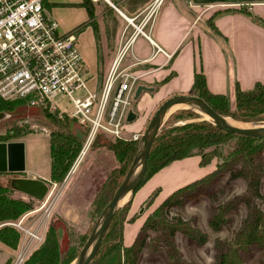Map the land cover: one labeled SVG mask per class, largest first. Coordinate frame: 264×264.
<instances>
[{"label": "trees", "instance_id": "1", "mask_svg": "<svg viewBox=\"0 0 264 264\" xmlns=\"http://www.w3.org/2000/svg\"><path fill=\"white\" fill-rule=\"evenodd\" d=\"M89 12L90 20L74 29L81 32L95 18V8L90 0H83ZM108 5V4H107ZM111 12L115 10L108 5ZM73 31V30H72ZM170 76L164 79L168 81ZM191 92L201 96L215 111L223 116L244 121L264 122V82H257L251 89L244 90L236 86L235 102L233 106L224 94L212 93L206 84L205 75L196 72ZM25 104L22 99H3L0 97V113L14 111ZM188 117L196 114L185 112ZM49 114V113H48ZM50 115V114H49ZM179 116H171L170 120L161 128L156 137L149 155V167L139 188L155 173L170 163L187 157L198 155L200 164L207 166L217 159L216 166L203 177L196 179L172 192L162 203L149 213L145 222L130 245L124 244V221L131 208V202L126 203L115 212L113 220L105 234L103 243L92 260L91 264H139L142 253L149 242L153 252H158L162 246L169 248L174 259L180 258L181 252L177 246L176 234L181 233L198 245H205L208 235L196 227L191 220L176 217L171 219L169 211L173 207H182L189 201L202 197L215 199L216 186L226 174L230 179L242 178L246 182L245 190L236 194L217 207L209 225L218 232L231 222L230 215L238 210L242 204L246 207V214L231 240H218V247H225L226 251L218 256V264H246L243 253L250 252L253 247L264 250V138L229 133L219 128L214 122H186L176 124ZM188 119V118H184ZM65 129L50 133L51 180L56 183L64 182L71 171L84 143L88 137V129L76 120L66 116L63 119L55 118ZM14 132L23 136L24 132L17 129ZM0 134V142L10 141L11 135ZM98 134L96 140L102 139ZM235 139V141H231ZM141 140L117 139L105 145L115 151L119 168L97 196L100 209H104L114 196L116 190L125 179L136 155L140 150ZM92 143V144H93ZM239 165V166H238ZM117 174V175H116ZM12 186L0 182V224L19 220L25 213L33 209V202L21 198H14L10 193ZM157 190L150 201L156 198ZM67 229L62 225L53 224L47 231L46 239L36 248L22 264H70L78 258L77 250L70 241L64 245L61 242L63 232ZM151 232L156 235L151 238ZM21 235L13 227L3 225L0 228V242L14 251L19 250ZM85 245V244H83Z\"/></svg>", "mask_w": 264, "mask_h": 264}, {"label": "crops", "instance_id": "2", "mask_svg": "<svg viewBox=\"0 0 264 264\" xmlns=\"http://www.w3.org/2000/svg\"><path fill=\"white\" fill-rule=\"evenodd\" d=\"M167 1H91L95 8L93 21L98 25L99 21L104 20L106 25L104 35L100 36L103 47H109L110 42L117 49V44L120 45L116 57L120 59V65L144 73L140 84L155 88L154 92H143L132 103L138 118L135 124L132 122L130 130L136 125L144 126L148 116H143L147 109V97L156 96L159 99L169 92L191 90L196 72L205 75L207 88L212 93L226 95L232 104L235 102L236 86L247 90L257 82H264V0H169L168 4ZM82 2L45 0V7L57 20L61 33L70 32L90 20L89 12ZM107 4L115 10L112 17ZM120 18L127 21L132 19L130 23L135 27V33L125 47H122V42L126 33L118 29ZM136 21L140 23L136 25ZM109 32L112 33V39H109ZM140 38L142 41L139 45L137 43ZM100 39L92 23L79 32V49L83 58L97 69H101L98 57ZM110 60L112 66L114 56ZM109 63V59L104 60V68ZM168 76L170 79L164 82ZM133 132H140V129ZM24 136L13 141H24ZM44 138L47 143L49 141L50 155V135ZM25 144L26 151L32 149L30 143L25 141ZM200 161L198 155L176 160L151 176L136 193L131 194L129 217L156 189L161 190L145 214L125 224L124 235L127 231L130 235L125 245L131 244L149 213L163 198L203 177L215 167L214 164L202 166ZM25 172L26 175L22 177L51 181V157L48 174ZM62 214L67 217L64 212Z\"/></svg>", "mask_w": 264, "mask_h": 264}, {"label": "rangeland", "instance_id": "3", "mask_svg": "<svg viewBox=\"0 0 264 264\" xmlns=\"http://www.w3.org/2000/svg\"><path fill=\"white\" fill-rule=\"evenodd\" d=\"M113 14L114 13L111 12V14L109 15L112 17ZM111 17L109 21L111 20ZM119 23V31L123 34L126 33L125 39L122 42V47H125L127 45V42L135 33V27L131 25L129 20L127 21L124 18H120ZM138 23L140 22H135L136 25H138ZM109 24L113 25V23L111 22H109ZM105 29L106 25L104 20L99 21L97 25V33L99 39L101 35H104ZM108 36L109 39H112L111 32H109ZM141 41L142 39L140 38L137 44L140 45ZM99 44L100 49L98 57L101 61V69H97L95 66L91 65L87 60L84 59L89 72V77L87 79V88L90 92L97 93L100 92L101 85L104 82L111 67L110 59L114 56V59L116 60V57H118L117 55L119 53L118 51L120 49V45L117 44V49L113 47L114 44L112 45L111 42L109 44V47L104 48L103 44L101 43V39ZM114 51L116 55L114 54ZM128 57L129 55L127 56V59ZM106 59H109L110 63L107 64L104 68V60ZM123 68L124 65L121 64L118 69V73ZM153 84L157 86L156 83H152V85ZM177 94L195 93L191 92V90H184L180 92L176 91L172 93H166V96L159 99H156V96L147 97L148 100L145 101L147 109H145V112H143V116H145V114L148 115L146 122H144V126L136 125L134 129L130 130V132L140 129V132L143 135L149 122L151 121L153 115L160 107V105H162L168 98ZM58 101L60 107L72 109L71 104H68L65 98H59ZM230 104L233 106L232 102ZM187 111L195 113L196 115L193 118L188 117L189 115L185 113ZM49 114L46 111L31 107L25 103L16 110L6 113L5 117L0 119V134L8 133L9 135H11L10 141L19 139L22 136L17 135L14 132V129L12 128H15L19 132H24L25 136H23L25 138L23 142L25 143L26 141L27 144L30 143L33 146L31 150L27 149L26 151L27 172H40L41 174L49 173V141L47 143V139H43V136H47L48 134L50 135L52 131L65 130L58 123V121L55 120V118L63 119L65 117H60L52 113ZM173 115L181 117V119H178V121L176 122V124L178 125L184 124L186 122H202L205 120L213 122L211 118L207 119L204 116L205 113H203V111L199 107L194 105L185 104V106H179L175 108L173 112H171L165 119V124ZM227 117L249 127H258L264 125V122L255 123L254 121H244L232 118L230 116ZM130 132L126 134V139L132 138ZM117 139L118 138H112L103 134L102 139L96 140L94 143L92 142L93 144L89 146V148L86 150V153L82 156L85 150L84 143L83 148L71 169L70 175L68 174L69 176L67 175L64 182L62 183H56L52 180L49 181L48 183L50 185V191L43 201L33 199L15 189L10 193V195L14 198H21L26 201H32L34 204L33 209L25 213L19 220L0 224V228L3 225H9L20 233L21 238L19 249L25 235L16 226H14V224L22 222L27 228H35L40 223V221H42L41 219L44 218V220L46 221L44 229L45 239L47 231L49 230L51 225L62 224L68 231L67 233L65 231L62 233L61 242L66 245L70 241L71 245L76 248L79 257L84 247L83 244L87 242L91 234L100 226L103 218L102 214L104 209H100L98 204H95L97 196L101 195L102 189L106 190L104 185L109 182L110 179L114 178V171L119 168V162L117 160L115 151L106 146V143L104 142H106V140L108 142H116ZM139 140H141V138ZM231 141L234 142L235 139H232ZM140 146H142V141L140 142ZM262 159L264 161V153ZM216 162L217 159L215 158L213 159V162L211 164H214L216 166ZM141 170L142 164H139V166H137L136 168L134 177H136ZM23 175H26V172L0 173V182L5 185H11L12 179L22 177ZM245 188L246 182L244 181V179H230L229 174H226L216 186L217 197L215 199L210 197H202L198 200L189 201L182 207H173L169 211V217L171 219H175L179 216L183 219L191 220L196 227L207 233V243L201 246L198 245L195 241L190 240L185 235L177 233L175 239L177 242V246L181 252L180 258L174 259L171 256L169 248L166 246H162L158 252L154 253L153 249L150 247L151 243L149 242L148 247H146L142 253L139 264H218V256L221 253L225 252L226 248L221 246L218 247L217 241L220 239L231 240L234 237L235 232L239 228L242 219L246 214V207L244 204H242L238 210L234 211L230 215L231 222L221 231L216 232L212 230L209 225V221L217 212V207L219 204L224 203L236 194L242 193ZM156 190L158 191L156 194L157 197L161 190L159 188ZM106 191H108V189ZM262 191L264 193V180L262 183ZM132 193L133 192L128 194V197L125 203L121 205V208L129 202ZM150 196L133 216L129 217L130 212L128 211L126 220L124 221V225L126 223L135 221V219H137L141 214L146 213V210L154 203V201H150ZM165 198H163L162 201ZM162 201L157 205V207L162 203ZM51 204V213L47 217V215L45 214V209ZM63 212L67 215V217H64V215L62 214ZM155 235V232H151L150 234L151 238ZM135 238L136 237H134L133 239L135 240ZM129 239L130 235L127 231L124 235V242ZM133 239L131 244L134 241ZM18 253L19 250L14 251L7 246L5 247V244L0 242V264H14ZM30 255L31 253L27 256V258ZM77 259H75L70 264H76ZM243 260L246 264H264V250H259L256 247H253L250 252L243 253Z\"/></svg>", "mask_w": 264, "mask_h": 264}, {"label": "built area", "instance_id": "4", "mask_svg": "<svg viewBox=\"0 0 264 264\" xmlns=\"http://www.w3.org/2000/svg\"><path fill=\"white\" fill-rule=\"evenodd\" d=\"M120 63L118 58L113 62L99 93L90 92L79 31L61 33L45 0H0V97L76 120L88 129L84 149L98 134L122 139L130 132L128 114L145 74L128 67L118 73ZM59 98L72 109L60 107ZM130 133L133 140L142 138L141 132ZM41 220L35 228L14 224L25 235L14 264H22L44 242L46 221Z\"/></svg>", "mask_w": 264, "mask_h": 264}, {"label": "water", "instance_id": "5", "mask_svg": "<svg viewBox=\"0 0 264 264\" xmlns=\"http://www.w3.org/2000/svg\"><path fill=\"white\" fill-rule=\"evenodd\" d=\"M155 88L145 84L137 86L134 101H137L143 92H154ZM177 104L194 105L199 107L203 113L210 116L213 122L221 129L229 133H237L256 138H264V125L258 127H239L228 122L227 116L219 114L201 96L196 94H177L168 98L156 110L149 122L141 141L142 146L136 155L125 179L116 190L110 202L106 205L102 214L100 226L91 234L85 243L76 264H91L95 255L99 251L105 234L113 220L115 212L121 207V201L129 193L134 192L148 171L149 155L152 145L165 124V119L170 109ZM5 117V113H0V119ZM138 114L133 109L129 111L128 121L130 123L137 120ZM142 164V170L134 177L137 166ZM26 171V150L23 141L0 142V173H22ZM71 172V171H70ZM69 172V173H70ZM13 189L38 201H43L50 191L47 181L39 178L17 177L12 179Z\"/></svg>", "mask_w": 264, "mask_h": 264}, {"label": "bare ground", "instance_id": "6", "mask_svg": "<svg viewBox=\"0 0 264 264\" xmlns=\"http://www.w3.org/2000/svg\"><path fill=\"white\" fill-rule=\"evenodd\" d=\"M129 22H133V20H132V19H129ZM120 57H121V55H120ZM119 60H120V59H119ZM179 106H185V104H177V105L173 106V107L170 109V111L168 112L167 116H168L171 112H173V110H174L175 108H177V107H179ZM204 116H205L207 119L210 118V116L207 115V114H205ZM227 120H228L229 123H231V124H233V125H236V126H239V127H244V128H249V126H247V125H245V124H242V123H238V122L234 121V120L231 119V118H227ZM87 149H88V148H87ZM87 149L84 150V153L82 154V156L86 153V150H87ZM127 197H128V195H127L125 198L122 199V201H121V203H120L121 205L125 203Z\"/></svg>", "mask_w": 264, "mask_h": 264}]
</instances>
